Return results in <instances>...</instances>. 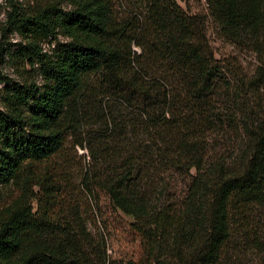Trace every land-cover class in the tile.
Masks as SVG:
<instances>
[{
  "label": "trees",
  "instance_id": "trees-1",
  "mask_svg": "<svg viewBox=\"0 0 264 264\" xmlns=\"http://www.w3.org/2000/svg\"><path fill=\"white\" fill-rule=\"evenodd\" d=\"M205 2L227 36L255 49L264 41V0ZM6 29L22 39L13 64L25 78L0 75V187L13 189L0 207V264H220L236 217L264 207V121L240 122L235 155L218 149L216 136L235 121L212 89L196 20L175 0H150L145 30L153 40L143 46L108 0H34L29 10L11 4ZM58 38L65 41L43 51ZM92 75L102 77L104 97L134 107L143 133L154 134L158 168L190 178L178 207L159 206L140 143L128 138L131 119L123 125L98 99L83 102ZM85 105L98 111L111 142L100 141L77 176L68 145L88 118ZM97 192L110 214L97 204L94 211ZM253 249L264 264V242Z\"/></svg>",
  "mask_w": 264,
  "mask_h": 264
},
{
  "label": "rangeland",
  "instance_id": "rangeland-1",
  "mask_svg": "<svg viewBox=\"0 0 264 264\" xmlns=\"http://www.w3.org/2000/svg\"><path fill=\"white\" fill-rule=\"evenodd\" d=\"M108 2L115 20L119 24L129 26V35L134 37V41L147 46L153 40L152 33L145 30L150 0H108ZM175 3L186 16L192 17L198 23L200 39L210 56L212 89L216 92L220 108L235 121L233 128L223 130L226 132L216 136V143L219 150L224 152L226 150L229 155H235L241 138L240 122L264 121V41L260 40L261 45L255 49L248 41L234 40L227 36L211 16L205 0H175ZM11 4L29 10L33 7L34 0H0V75L9 83L22 84L21 79L25 76H21L18 67L13 64L14 53L20 48L22 39L16 32L6 29V18L11 10ZM64 8L69 9L68 6ZM64 41L63 38H58L52 45L45 42L41 48L48 52ZM134 41L131 49L136 55L142 56L143 66L145 54L140 47L134 45ZM26 71H29L28 68ZM102 80L100 75L86 78L83 102H88L90 98L98 99L104 104L106 114H112L123 122V125L131 119L128 138L134 143L137 141L140 143L139 149H142L140 162L145 164V169H150L151 174H154L159 206H165L167 209L178 207L187 192L190 178L178 175L174 169L166 167V164L158 168L160 153L156 149L154 134L143 133L134 107L125 105L119 96L108 94L106 97L103 96L105 87L101 83ZM5 85L0 83V94ZM130 93L133 100L139 101L133 106L140 104L141 99L134 93L129 92L124 95ZM85 106L88 118L83 123L81 132L76 137L69 138L68 145L72 169L77 176L80 172L84 174L85 169L92 165V156L99 153L98 149L102 144L100 141L103 144L111 142L109 127L104 124L102 117L98 116V111H92L89 105ZM75 141L83 142L86 149L78 146L73 148L72 144ZM144 149L148 151V159L143 158ZM12 191L11 186L0 187V207L12 196ZM90 202L96 213L98 208L104 213H111L108 201L102 193L97 192ZM96 204L98 208L95 207ZM124 218L126 221H132L128 217ZM120 225H125L124 221ZM255 241L264 242V207L251 208L244 217H236L220 264H262L258 253L253 249Z\"/></svg>",
  "mask_w": 264,
  "mask_h": 264
}]
</instances>
